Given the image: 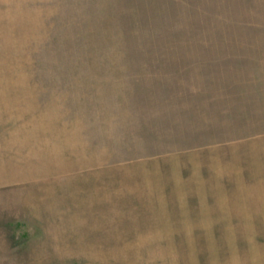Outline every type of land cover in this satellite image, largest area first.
<instances>
[{
	"label": "rangeland",
	"instance_id": "1",
	"mask_svg": "<svg viewBox=\"0 0 264 264\" xmlns=\"http://www.w3.org/2000/svg\"><path fill=\"white\" fill-rule=\"evenodd\" d=\"M181 1L0 0V264H264V0Z\"/></svg>",
	"mask_w": 264,
	"mask_h": 264
},
{
	"label": "trees",
	"instance_id": "2",
	"mask_svg": "<svg viewBox=\"0 0 264 264\" xmlns=\"http://www.w3.org/2000/svg\"><path fill=\"white\" fill-rule=\"evenodd\" d=\"M180 1V4H185L184 2H182L181 0H179ZM189 13H191L192 11H190V10H187ZM181 14L183 15L184 14V11H181ZM149 25H150V23H149ZM144 28H145V32L147 33V32H151L152 33V35L154 36V35H156L158 32L155 30V27H151V26H144ZM181 30V29H180ZM179 31V30H178ZM178 31H173L174 32V34L176 33V32H178ZM181 34V36L183 35V33L181 32L180 33ZM179 37V36H177V35H175L174 36V38H176V39H178V40H181V39H179V38H182V37ZM185 42V41H184ZM154 43V42H153ZM177 43V42H176ZM162 46V48H163V45H161ZM156 47V44H154V46H150L149 48H151V52H154V48ZM156 50V49H155ZM176 96H177V98H178V100L179 101H181L182 103H185V104H193L194 102H196V104L197 103H199V102H202V101H204L205 99L204 98H198V97H195V95H190V94H187V95H183V94H181V93H176ZM187 110H181V112L180 113H182V115L181 116H183V117H187L188 116V114H187V112H186ZM193 111H196V110H193ZM198 112V111H197ZM193 114V113H192Z\"/></svg>",
	"mask_w": 264,
	"mask_h": 264
},
{
	"label": "crops",
	"instance_id": "3",
	"mask_svg": "<svg viewBox=\"0 0 264 264\" xmlns=\"http://www.w3.org/2000/svg\"><path fill=\"white\" fill-rule=\"evenodd\" d=\"M212 158V157H211ZM212 160H213V158H212ZM200 166V165H199ZM199 166H198V168H199ZM218 166H219V164H217V163H214V167L213 166H211V172H213V173H216V172H219V171H223V169H221V167H219V169H218ZM198 168L197 169H195V171L196 170H198ZM158 171H161L162 173H164V169L162 168V169H157ZM199 170H201V169H199ZM216 176H219V175H217V174H215L214 175V177L216 178ZM164 178V177H163ZM163 178H162V181H163ZM179 178H178V182H179ZM157 203H159V204H161L160 203V201L159 200H157L156 201Z\"/></svg>",
	"mask_w": 264,
	"mask_h": 264
}]
</instances>
